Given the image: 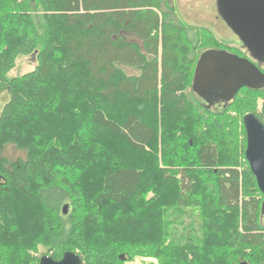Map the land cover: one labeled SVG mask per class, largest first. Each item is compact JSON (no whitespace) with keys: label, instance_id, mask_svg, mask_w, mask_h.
I'll return each mask as SVG.
<instances>
[{"label":"trees","instance_id":"trees-1","mask_svg":"<svg viewBox=\"0 0 264 264\" xmlns=\"http://www.w3.org/2000/svg\"><path fill=\"white\" fill-rule=\"evenodd\" d=\"M178 17L175 0H0V264H264L243 125L264 123V88L197 99L202 53L244 43Z\"/></svg>","mask_w":264,"mask_h":264},{"label":"water","instance_id":"water-1","mask_svg":"<svg viewBox=\"0 0 264 264\" xmlns=\"http://www.w3.org/2000/svg\"><path fill=\"white\" fill-rule=\"evenodd\" d=\"M222 15L237 32L244 47L251 48L264 61V0H218ZM193 89L208 102H229L243 88H264V73L248 58L226 50H208L199 59ZM247 136L246 161L264 195V123L254 113L243 118ZM66 215L68 205L63 207ZM39 264H84L74 252H66L61 260L43 256Z\"/></svg>","mask_w":264,"mask_h":264},{"label":"rangeland","instance_id":"rangeland-1","mask_svg":"<svg viewBox=\"0 0 264 264\" xmlns=\"http://www.w3.org/2000/svg\"><path fill=\"white\" fill-rule=\"evenodd\" d=\"M175 2L179 11L178 20L182 23L193 26H205L216 35L218 40L227 44L234 45L241 43V38L237 32L230 26L224 15H222L218 0H175ZM218 47L221 46H216V48ZM243 51L246 50L243 49ZM36 64L33 56L20 57L17 60L16 68L9 73L8 77L16 78L31 72L35 69ZM260 69L264 71V64L260 65ZM4 98H7V95L5 97V93L1 95L2 101H4ZM212 110L216 111L217 107H213ZM5 156L10 160L25 158L24 153L16 151L11 147L5 150ZM152 262L157 263L151 259H137L127 264H149Z\"/></svg>","mask_w":264,"mask_h":264},{"label":"flooded vegetation","instance_id":"flooded-vegetation-1","mask_svg":"<svg viewBox=\"0 0 264 264\" xmlns=\"http://www.w3.org/2000/svg\"><path fill=\"white\" fill-rule=\"evenodd\" d=\"M244 49L246 50V51H244L246 53V56H247L246 58H248L250 61H254L256 63L255 65L260 69V65H263L264 64V61L262 60L263 58L262 59L259 58V56H258L259 54H257V57H256L255 54L252 53L251 48H248L247 46L244 47ZM201 56H200V58H201ZM192 91H193V93H195L196 98L199 99L201 102H203L205 105H207L208 108H213L214 106L221 105V104L225 103L223 101H219V102H215V103L208 102V101H206V99L203 96H201L200 94H198L197 92H195L194 89H193V87H192Z\"/></svg>","mask_w":264,"mask_h":264}]
</instances>
